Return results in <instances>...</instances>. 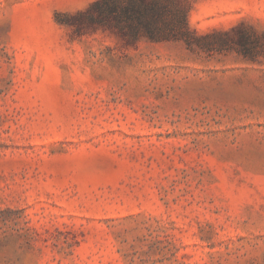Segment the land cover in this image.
I'll return each mask as SVG.
<instances>
[{
	"label": "rangeland",
	"instance_id": "374dc122",
	"mask_svg": "<svg viewBox=\"0 0 264 264\" xmlns=\"http://www.w3.org/2000/svg\"><path fill=\"white\" fill-rule=\"evenodd\" d=\"M94 1L0 0V264H264V0H188L192 47Z\"/></svg>",
	"mask_w": 264,
	"mask_h": 264
},
{
	"label": "trees",
	"instance_id": "16d2710c",
	"mask_svg": "<svg viewBox=\"0 0 264 264\" xmlns=\"http://www.w3.org/2000/svg\"><path fill=\"white\" fill-rule=\"evenodd\" d=\"M188 0H95L75 15L58 19L67 27L101 29L118 35L125 43L143 39L152 42L183 41L189 47L197 43L196 32L188 23ZM249 35L239 44L247 54ZM226 43V40H222Z\"/></svg>",
	"mask_w": 264,
	"mask_h": 264
}]
</instances>
